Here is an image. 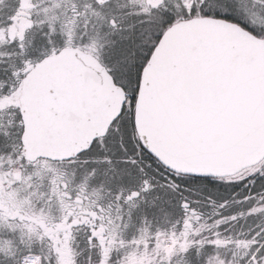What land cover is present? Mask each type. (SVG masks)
I'll list each match as a JSON object with an SVG mask.
<instances>
[{
  "label": "snow or ice",
  "instance_id": "obj_1",
  "mask_svg": "<svg viewBox=\"0 0 264 264\" xmlns=\"http://www.w3.org/2000/svg\"><path fill=\"white\" fill-rule=\"evenodd\" d=\"M0 264H264V0H0Z\"/></svg>",
  "mask_w": 264,
  "mask_h": 264
}]
</instances>
